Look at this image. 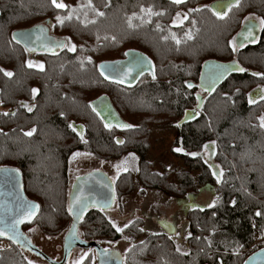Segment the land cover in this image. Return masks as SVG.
Listing matches in <instances>:
<instances>
[{
    "label": "trees",
    "instance_id": "obj_1",
    "mask_svg": "<svg viewBox=\"0 0 264 264\" xmlns=\"http://www.w3.org/2000/svg\"><path fill=\"white\" fill-rule=\"evenodd\" d=\"M214 1L57 0L65 5L57 8L52 0H0V167L17 169L26 196L40 204L24 231L36 224L53 235L71 224L66 206L71 154L88 151L115 160L133 152L145 187L182 198L215 185L216 200L187 212L188 252L161 232L132 244L122 263L244 264L254 230L264 233V28L258 42L241 48L234 43L249 17L264 21V0H239L224 15L212 11ZM178 9L186 15L174 23ZM47 20L67 45L59 54H40L43 64L32 65L12 32ZM129 50L146 54L152 72L132 85L105 78L100 63L124 59ZM208 60L234 61L239 70L202 90L199 76ZM101 95L109 96L129 124L126 129L108 128L99 119L90 103ZM198 97L197 118L177 127ZM23 101L30 111L21 108ZM75 125L83 126L80 133ZM166 126L178 131L173 144L182 148H171L182 160L171 180L154 172L147 158L153 130ZM211 142L216 143L212 164L189 154ZM133 177L126 171L113 181L116 197L133 190ZM78 226L77 235L91 242L121 238L97 208L87 210ZM140 229L135 220L131 230L139 235ZM5 240L10 247L0 249V264H28L21 245ZM90 257L81 264H91Z\"/></svg>",
    "mask_w": 264,
    "mask_h": 264
},
{
    "label": "water",
    "instance_id": "obj_2",
    "mask_svg": "<svg viewBox=\"0 0 264 264\" xmlns=\"http://www.w3.org/2000/svg\"><path fill=\"white\" fill-rule=\"evenodd\" d=\"M239 2V0H217L211 4L212 11L219 15H224L228 8ZM50 20L34 24L29 27L14 30L13 40L23 46L28 54L45 53L59 54L66 47V40L63 37L51 34ZM260 24L253 18L243 22V25L235 35V46L241 48L243 45L255 42L260 36ZM124 59L101 62L99 69L102 75L110 81H120L124 84L132 85L138 82L140 75L147 70L152 71V63L149 57L136 50H129L125 53ZM106 66V67H102ZM239 70V66L234 61L220 63L208 60L203 63V70L200 72L198 86L202 90H210L217 84L224 81L231 72ZM254 95V94H253ZM108 95H101L91 101V108L99 116L106 127L127 128L129 126L123 120L119 112L110 101ZM202 99L198 97V105L183 112L182 118L177 127L184 123L192 122L198 116L202 107ZM77 132L82 131V125H75ZM23 180L17 169L14 167H0V239H11L21 245L23 250L32 251L38 254L39 251L33 247L25 236L23 224L31 223L36 219L39 212L38 202L30 200L23 189ZM68 193V210L73 216L70 228L65 237L67 247H89L99 252L97 264H123L122 254L118 251H104L96 241H84L78 239L79 220L84 217L87 210L97 208L105 212L115 204V185L111 177L100 170H92L89 173L74 180ZM168 233L173 232L174 226L169 222H163ZM70 248V250H71ZM67 258H63V261ZM244 264H264V248L258 249L246 257Z\"/></svg>",
    "mask_w": 264,
    "mask_h": 264
},
{
    "label": "rangeland",
    "instance_id": "obj_3",
    "mask_svg": "<svg viewBox=\"0 0 264 264\" xmlns=\"http://www.w3.org/2000/svg\"><path fill=\"white\" fill-rule=\"evenodd\" d=\"M177 14L174 23L180 22L186 15L183 9H178ZM259 18L261 20V16H259ZM69 47H71V45ZM31 62L32 65L37 66L43 64L39 59L32 60ZM176 137H178V131H176L173 126H166V128L161 127L153 130V136L150 140L151 147L147 152L150 168L154 172L167 173L170 180L173 179V176H175L178 169L182 166L181 158L179 159V157L175 156L171 151L173 149V151L177 150L180 152L182 149L178 145L173 144ZM213 144L216 146L215 142H211L201 151L189 152V154L191 156L201 154L206 163L212 164L211 162L215 160L213 155ZM77 153H79V155H77ZM68 161L67 174L69 177V192L71 190L70 186L74 180H77L78 177L92 170H100L101 172L107 173L114 182L126 171H130L134 174L132 180V185L134 186L133 190H131L130 193L118 195L115 204L104 212L110 223L116 228V231L117 228L122 229V231H117L120 232L121 238H119V240L98 242L99 246L104 251L115 250L121 253L122 256L125 255L132 244L142 240L144 241L150 234L157 235V233L161 232L167 233L170 238L173 239L172 241L175 247L182 253L188 252L189 247L187 245V240L189 236V224L186 220L187 212L192 208H208L214 203V200H216L215 185H205L195 191V193L189 192L182 198L181 196L167 195V193L159 189L145 187L137 178L138 158L133 152H129L128 154L125 153L115 160H100L88 151H76L70 155ZM212 168L218 170L214 166ZM123 189L126 190V187ZM68 205L69 200L67 201V208ZM135 220L141 228V233L139 235H135L131 230ZM163 222L171 223L174 226L173 232L168 233ZM69 224L70 223H67L63 232L54 233L53 235L45 233V231L36 224L27 226L25 234H22V236H25L33 247L36 248L39 253H42L40 255L32 251H26L25 249L23 254L28 264H81L89 256H91V264H97L99 252L96 249L78 247V244L73 248L67 247L68 243L65 237L70 228ZM77 237L78 239L83 238L81 234L77 235ZM84 241L88 242V240ZM8 247H10V243L2 239V241H0V249ZM63 258H67V260L63 261Z\"/></svg>",
    "mask_w": 264,
    "mask_h": 264
},
{
    "label": "flooded vegetation",
    "instance_id": "obj_4",
    "mask_svg": "<svg viewBox=\"0 0 264 264\" xmlns=\"http://www.w3.org/2000/svg\"><path fill=\"white\" fill-rule=\"evenodd\" d=\"M215 1H217V0H215ZM226 1V0H225ZM211 4H213V3H211ZM211 4H210V6H211ZM230 8V7H229ZM228 8V9H229ZM214 12V11H213ZM253 19H255L259 24H260V34H259V38L255 41V42H258L259 40H260V38H261V32H262V30H263V23H261V20H260V18H257V17H252ZM243 24V23H242ZM51 32V31H50ZM51 34H53V35H56L57 36V34H55L54 32H51ZM58 36H60V35H58ZM57 36V37H58ZM17 43V42H16ZM20 45V44H19ZM67 45V44H66ZM26 54H27V59H28V61L32 64V60H37V59H41L39 56H40V54H44V53H34L33 55L32 54H28L27 52H26ZM147 72H152V71H150V70H147V71H145L144 73H147ZM144 73H142L141 75H140V77L144 74ZM140 79V78H139ZM25 108L27 111H30L31 109H32V106L30 105V104H28L27 102H25V101H23L22 102V104H21V108ZM76 130V129H75Z\"/></svg>",
    "mask_w": 264,
    "mask_h": 264
},
{
    "label": "built area",
    "instance_id": "obj_5",
    "mask_svg": "<svg viewBox=\"0 0 264 264\" xmlns=\"http://www.w3.org/2000/svg\"><path fill=\"white\" fill-rule=\"evenodd\" d=\"M254 232L255 234L252 243L250 244L248 249L243 251V253L247 255V257L254 251L264 248V233H260L258 229H255Z\"/></svg>",
    "mask_w": 264,
    "mask_h": 264
},
{
    "label": "snow or ice",
    "instance_id": "obj_6",
    "mask_svg": "<svg viewBox=\"0 0 264 264\" xmlns=\"http://www.w3.org/2000/svg\"><path fill=\"white\" fill-rule=\"evenodd\" d=\"M175 2H180V0H175ZM52 3L57 7V8H64L65 5L63 3H58L57 0H52ZM99 15H103L102 13H99ZM58 20H60V17H57ZM61 23H63L62 20H60ZM261 23H264V21H261ZM177 43H179V41H177ZM74 49V46H73ZM31 66V65H30ZM102 67H106V66H102ZM240 71H243V69H240ZM5 75L7 76H11L12 73L10 72H5ZM252 102V101H250ZM261 127H264V117H261ZM32 133H26V135H31ZM77 155H79V153H77ZM257 215H260V213H257ZM117 231H122V229L117 228ZM0 235H3V232H0Z\"/></svg>",
    "mask_w": 264,
    "mask_h": 264
}]
</instances>
